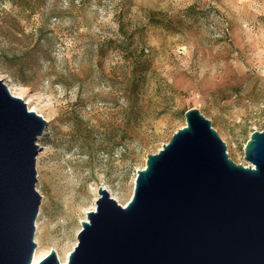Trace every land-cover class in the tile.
<instances>
[{
	"label": "rangeland",
	"instance_id": "obj_1",
	"mask_svg": "<svg viewBox=\"0 0 264 264\" xmlns=\"http://www.w3.org/2000/svg\"><path fill=\"white\" fill-rule=\"evenodd\" d=\"M0 79L47 120L34 250L63 263L98 187L125 205L185 110L248 165L264 130V0H0Z\"/></svg>",
	"mask_w": 264,
	"mask_h": 264
},
{
	"label": "water",
	"instance_id": "obj_2",
	"mask_svg": "<svg viewBox=\"0 0 264 264\" xmlns=\"http://www.w3.org/2000/svg\"><path fill=\"white\" fill-rule=\"evenodd\" d=\"M136 170L125 205L98 187L77 243L61 263H32L37 137L47 120L0 79V264H264V130L235 163L197 108Z\"/></svg>",
	"mask_w": 264,
	"mask_h": 264
},
{
	"label": "bare ground",
	"instance_id": "obj_3",
	"mask_svg": "<svg viewBox=\"0 0 264 264\" xmlns=\"http://www.w3.org/2000/svg\"><path fill=\"white\" fill-rule=\"evenodd\" d=\"M7 85V88L8 90L11 92V94L15 95V96H18V97H21V94L19 92H17L16 90H12V88L10 86ZM27 103V102H26ZM29 109L33 110V111H36L35 108H30V106H28ZM65 250H62V256H63V253H64ZM43 257V254H41L39 251L37 250H34L33 251V255H32V263H36L38 262L41 258Z\"/></svg>",
	"mask_w": 264,
	"mask_h": 264
},
{
	"label": "trees",
	"instance_id": "obj_4",
	"mask_svg": "<svg viewBox=\"0 0 264 264\" xmlns=\"http://www.w3.org/2000/svg\"><path fill=\"white\" fill-rule=\"evenodd\" d=\"M135 87H136V81L132 79L131 84H130L131 93H134Z\"/></svg>",
	"mask_w": 264,
	"mask_h": 264
}]
</instances>
